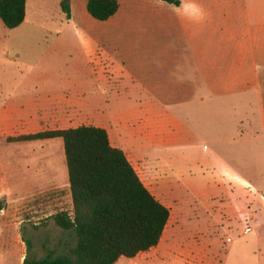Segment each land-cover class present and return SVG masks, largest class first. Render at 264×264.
I'll return each mask as SVG.
<instances>
[{"label": "crops", "instance_id": "1", "mask_svg": "<svg viewBox=\"0 0 264 264\" xmlns=\"http://www.w3.org/2000/svg\"><path fill=\"white\" fill-rule=\"evenodd\" d=\"M117 1L119 10L107 22L95 21L87 12H81L83 22H77L73 0H69L70 20L60 10L65 25L51 46L54 53L62 50L59 45L65 47L67 59L61 85H50L51 74L47 71H41L35 79L31 75L29 83L24 84L7 86L0 80V147L3 139L75 129L70 125L85 115L99 119L105 113L111 124H117V109L121 108L131 116L126 130L127 136L136 140V156L147 158L149 164L157 158L161 163L158 166L165 170L179 167L166 154L172 148L197 147L201 143L207 147L209 157L239 156L241 153L236 151L245 150L248 141L260 150L258 142H264V0H178V7L159 0ZM86 3H82L85 10ZM30 14L27 0L25 21L8 31L18 32ZM98 23H111L117 32L95 39L101 34L93 37L88 30ZM1 25L4 78L9 73L6 46L11 40ZM71 25L75 39L69 32ZM131 30H140L141 38L130 37ZM76 39L77 46L73 43ZM91 41L102 47L93 46ZM71 46L72 56L67 52ZM97 52H102L103 58L93 63L92 55ZM114 81L119 82L116 88L105 85ZM112 91L121 95H107ZM93 127L107 131L101 124ZM108 136L112 147L125 153ZM60 140L11 144L36 150L23 156L26 168H54L51 171L55 174L66 166ZM207 140V144L202 143ZM7 186L17 187L7 179L6 160L0 158V199ZM23 186L36 188L29 181ZM240 221L238 224H243ZM253 232L260 244L203 248L205 264H264V227ZM242 235L249 234L243 229ZM6 236L10 239L0 249L3 264H23V242L16 232Z\"/></svg>", "mask_w": 264, "mask_h": 264}, {"label": "rangeland", "instance_id": "2", "mask_svg": "<svg viewBox=\"0 0 264 264\" xmlns=\"http://www.w3.org/2000/svg\"><path fill=\"white\" fill-rule=\"evenodd\" d=\"M61 1L28 0L31 14L24 27L14 33L2 27L11 40L6 46V55L9 57L6 68L9 73L4 78L0 62V80H4L7 86L29 83L31 75L35 79L41 71L51 74L50 85L62 84L67 59L65 47L63 49L59 45L62 50L54 53L51 46L54 45L56 34H60L65 25V18L59 8ZM83 1L73 0L77 22L82 21L81 12L86 13ZM98 24L88 30V35L93 37L97 33L101 34V38L95 39H105L108 38L106 34L117 32L111 23ZM73 28L71 25L69 32L75 39ZM141 36L140 30L130 31L133 39ZM73 43L77 46V39ZM91 43L102 47L95 41ZM67 52H71L72 56L73 46ZM116 81L106 82L105 85L116 88L119 84ZM107 95L121 94L114 91ZM117 112V124H111L103 113L99 119L90 115L78 117L70 126H105L112 143L122 147L142 182L169 209L170 217L157 247L133 259L121 258L116 264H205L206 253H201V250L207 246L217 244L215 246L221 248L241 243H261L253 231L264 227V142H258L261 145L259 150L247 141L245 150L236 151L241 155L225 157H209L207 147L201 143L197 147L172 148L166 150V154L173 157L180 168L165 170L158 166L161 163L157 158H152L149 164L147 158L136 156L138 152L133 145L136 140H131L126 130L127 120L131 116L125 109L118 108ZM132 134L136 136L137 133ZM246 135L249 137L248 131ZM1 142L0 158L6 160L7 179L12 186L15 183L17 187L13 189L7 186L6 194L0 199V249L10 239L7 233L16 232L21 242L23 238L32 242V252L38 259L45 257L47 250L61 253L64 246L74 242L73 237L69 238L51 219L58 212L71 210L66 166L62 172L55 174L51 171L54 168H26L23 156L31 155L36 150L14 147L16 145L8 143L6 139ZM51 147L49 144L48 151H51ZM36 169H43L44 172L35 173ZM26 181L36 188H25L23 185ZM238 219L243 224H238ZM243 229L244 234L249 235L243 236ZM22 247L20 258L26 253L24 242ZM2 258L0 250V264H3Z\"/></svg>", "mask_w": 264, "mask_h": 264}, {"label": "trees", "instance_id": "3", "mask_svg": "<svg viewBox=\"0 0 264 264\" xmlns=\"http://www.w3.org/2000/svg\"><path fill=\"white\" fill-rule=\"evenodd\" d=\"M178 7V0H159ZM27 0H0V21L14 30L25 21ZM71 19L69 0L59 3ZM119 10L117 0H87L86 12L95 21L107 22ZM63 141L71 210L51 219L73 244L61 253L47 250L38 259L33 244L24 239L23 264H116L157 247L170 212L144 186L125 153L112 147L106 130L93 126L41 132L8 138V143ZM2 210L0 205V211Z\"/></svg>", "mask_w": 264, "mask_h": 264}, {"label": "built area", "instance_id": "4", "mask_svg": "<svg viewBox=\"0 0 264 264\" xmlns=\"http://www.w3.org/2000/svg\"><path fill=\"white\" fill-rule=\"evenodd\" d=\"M102 58H103L102 52L95 53L94 62L93 63H96L97 61H101Z\"/></svg>", "mask_w": 264, "mask_h": 264}]
</instances>
